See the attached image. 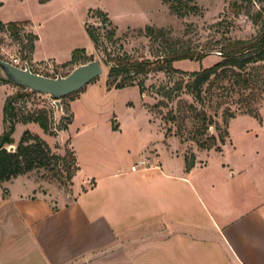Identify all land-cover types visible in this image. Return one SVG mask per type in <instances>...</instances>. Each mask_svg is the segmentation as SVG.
Listing matches in <instances>:
<instances>
[{
    "label": "crops",
    "instance_id": "1",
    "mask_svg": "<svg viewBox=\"0 0 264 264\" xmlns=\"http://www.w3.org/2000/svg\"><path fill=\"white\" fill-rule=\"evenodd\" d=\"M31 1L43 16L15 22H29L38 37L31 55L35 65L50 61L62 65L76 49H85L87 56L95 53L88 42L65 53L55 41L43 46L45 36L36 27L57 20L65 28L66 16L72 15L87 35L93 10L104 12L113 22L116 16L149 15L136 0H117L124 6L118 12L107 7L81 10L84 0ZM3 6L0 0V10ZM0 21L10 23L1 17ZM106 80L99 83L105 100L111 99L109 104H114V93L136 88L138 99L127 106L138 107L149 123L156 124L137 87L111 89ZM14 94L10 83L0 82V135L5 129V102ZM78 100L71 103L72 111ZM112 106L115 124L110 129L122 133L121 118ZM261 111L263 120L256 119V126L250 124L255 120L251 116L233 118L222 151H204L188 172L183 155L173 156L165 147L167 155L178 160L174 168L164 154L147 148L156 151L150 155L149 168L132 171L131 167L141 174L136 206L124 187L113 191L126 198L122 206L85 203L81 197L93 190L94 183L90 179L78 183L79 175L71 193L32 173L0 183V264H264V107ZM34 125L18 124L15 134L21 127L31 131ZM14 141L15 148L18 141Z\"/></svg>",
    "mask_w": 264,
    "mask_h": 264
},
{
    "label": "rangeland",
    "instance_id": "2",
    "mask_svg": "<svg viewBox=\"0 0 264 264\" xmlns=\"http://www.w3.org/2000/svg\"><path fill=\"white\" fill-rule=\"evenodd\" d=\"M136 1L142 5L143 9L149 10V15L116 16L115 22L108 17L111 25L107 26L103 23V18L97 16V12L100 10L91 11L86 28L89 25L98 29L100 35L99 46L92 45L88 34L83 35L80 32L79 23L77 20H73L72 15L66 16L68 22L65 28L64 22L57 23V20L36 27L37 33L45 36L43 46L55 41L64 53L70 49L73 51L78 45L79 47H86L88 42L91 48L89 49L91 51L95 50V53L88 56L92 59L89 62H100L103 66V74L83 90L76 92L77 94L74 93L75 95L72 94V96L69 95L63 98L61 100V111L58 110L53 98L42 93H34L31 97L18 100L15 104L17 110L22 109L26 112H34L40 109L48 110L52 119V126L56 130L72 118L73 123L69 129L60 131L57 136L49 134L45 136L44 131L38 125L30 127V130L32 133L41 136L60 155L65 154L66 147L73 148L81 168L77 174L79 175L78 183L84 179H90L94 183L93 190L81 197L85 203L92 202L101 206H122V201L126 202V198L121 199L120 195L118 198V195L113 191L120 189L121 192L124 187L130 191L129 201L135 203L136 206V191L140 185L137 178H141V174L132 172L131 167L140 160H151L150 155L154 156L156 151H148L150 148V150L156 149L162 156L164 154L174 168L178 167V160L168 156L165 147L171 151L173 156L181 154L184 158L185 156L191 158L194 155L196 159L195 166L198 163V155H201L204 151L216 150H203L195 142L188 140L195 125L192 119L186 122L185 128L182 130V137L176 135L178 128L175 124L166 123L163 120V116L166 115L167 111L172 108L176 109L181 100L200 107V104L196 102L193 95L187 92L186 88L176 93L179 98L177 97L174 101L169 102V109L154 108L163 99L158 92L162 88H171L179 82L181 79L179 74L157 72L146 78V91L144 95H140L142 96L143 107L150 114L151 121L156 124L149 123L146 114L138 107L130 108L127 106L128 102H135L138 99L136 88L129 89L126 92L114 93L112 99L114 104L113 106L109 104L111 99L110 101L105 100L102 83H99L107 78V86L115 89L109 86L110 67L107 66L108 55L114 57L127 53L137 60L154 62L172 50L183 49L206 53L207 57L202 62L185 60L174 63L175 69L182 72H198L212 67L221 60L218 51L219 45L224 40L254 37L259 30V26L253 24L252 16L264 7V0H193V3L187 0H180V2L170 0L168 4L163 0L164 5L161 4L160 0ZM3 4L0 17L8 20L5 22L26 20L27 17L32 16L34 18L43 16L42 9L31 0H3ZM194 4L198 6L199 11L187 13L183 17L174 14L170 9L172 6L186 11L185 6ZM81 6V10H86L87 7L94 9L107 7L113 12H118L124 7L117 4V0H84ZM51 27H54L52 34H50ZM147 27H152L155 30L153 38L147 35ZM18 29L10 31L11 29L5 28L0 31V59L20 68H24L25 64H29L32 72L51 78H56L59 75L66 76L77 66L85 64L63 67V64L56 65L51 61L39 64L40 66L31 63L30 36L32 34L36 35L33 33L30 23L20 25ZM69 29H73L74 33H70ZM114 30L116 31L115 40L111 42L107 38L109 33ZM160 30L163 31L162 36L157 37ZM64 58L65 56L62 59ZM187 81L186 78L183 83L184 87ZM10 85L15 93L23 89L13 83H10ZM78 97L79 100L73 106L72 111L71 103ZM218 102V99H214L212 103L206 101L205 105L209 114L218 122L220 130L223 131L225 129L223 110L229 105L235 110L239 103L233 104L227 101L220 108L217 107ZM111 106L117 117L121 118L122 133H116L110 129V126L115 124V119L110 117ZM263 107L264 102L258 106L260 114ZM241 115L243 114L238 113L236 117ZM250 124L252 126L258 125L256 119H251ZM169 128L172 129V134L166 136ZM27 129L29 127H21L13 135V138L19 142ZM220 130L211 127L209 134L219 136L221 134ZM200 163L202 165V162ZM31 176L41 178L37 173H32ZM50 183L55 184L67 193L71 191V189L60 186L57 182L51 181ZM114 201L117 202L113 203Z\"/></svg>",
    "mask_w": 264,
    "mask_h": 264
},
{
    "label": "trees",
    "instance_id": "3",
    "mask_svg": "<svg viewBox=\"0 0 264 264\" xmlns=\"http://www.w3.org/2000/svg\"><path fill=\"white\" fill-rule=\"evenodd\" d=\"M49 0H42L46 3ZM180 2V0H175ZM193 3V0H187ZM170 0H165L169 3ZM171 11L179 17L187 13H196L199 11L197 5L185 6L186 11L181 8L170 7ZM97 16L103 18L105 25H111L108 15L102 11L97 12ZM253 24L259 26L257 34L250 39H227L219 46L220 61L210 68L202 69L198 72H182L175 69L174 63L179 61L202 62L206 53L192 50H172L167 55L162 56L156 61L137 60L127 53L111 57L108 55L107 66L109 69V86L117 90L128 87H138L140 94L144 95L146 91V78L157 72L167 74H179L181 79L171 88H162L158 94L163 98L155 109H169V102L174 101L181 92L186 88L187 92L193 95L200 107L181 100L176 109H169L163 120L166 123H173L178 128L176 135L182 137V130L186 122L192 119L195 122L194 130L190 133L191 140L203 150L216 149L222 151V146L226 144L229 138L228 123L235 118L238 113L249 115L262 122V116L258 106L264 102V7L252 16ZM29 22H10L3 23L0 21V31L5 28L10 31L19 30L20 25H26ZM147 35L153 38L155 30L152 27L146 28ZM87 33L95 46H99L100 35L98 29L87 26ZM160 30L157 37L162 36ZM116 31H111L108 40L114 42ZM31 37L30 50L33 53L37 36ZM156 39V38H155ZM90 59L85 49H76L73 52L69 62L64 63L63 67H69L89 62ZM140 77H142L140 79ZM187 78V84L183 85ZM0 82L9 83L0 79ZM22 89V88H21ZM77 94V93H75ZM73 94V95H75ZM34 93L20 90L12 96H9L4 107V124L5 129L0 135V183L8 182L19 176L29 173H37L43 180L57 182L60 186L71 189L74 178L80 170L76 153L72 147L65 148V154L56 153L52 147L40 136L26 130L13 151L11 146L15 145L13 135L15 134L18 124L35 123L40 126L45 134L57 136L60 131H67L73 123L72 118L62 125L59 129L52 126L50 112L46 109L26 112L16 108L18 100L25 97H31ZM72 96V95H71ZM207 96V98H205ZM207 99V100H206ZM218 99L217 107H222L223 103L229 102L238 104L233 110L229 105L223 110V122L225 129L220 130L218 122L209 114L206 109L207 103H212ZM161 111V110H160ZM211 127L221 131L219 136L209 134ZM172 134V129L167 130L166 136ZM186 171L195 167L196 159L185 156Z\"/></svg>",
    "mask_w": 264,
    "mask_h": 264
},
{
    "label": "water",
    "instance_id": "4",
    "mask_svg": "<svg viewBox=\"0 0 264 264\" xmlns=\"http://www.w3.org/2000/svg\"><path fill=\"white\" fill-rule=\"evenodd\" d=\"M102 74L103 66L98 61L79 65L66 76L59 75L51 78L32 72L29 64L20 68L0 59V79L13 83L29 93L49 95L55 101L59 111L62 110L63 98L83 90ZM14 149V146L10 147L11 151Z\"/></svg>",
    "mask_w": 264,
    "mask_h": 264
},
{
    "label": "built area",
    "instance_id": "5",
    "mask_svg": "<svg viewBox=\"0 0 264 264\" xmlns=\"http://www.w3.org/2000/svg\"><path fill=\"white\" fill-rule=\"evenodd\" d=\"M149 164H150L149 159L140 160L137 164L132 166V171H136L137 169H141V168H149Z\"/></svg>",
    "mask_w": 264,
    "mask_h": 264
}]
</instances>
